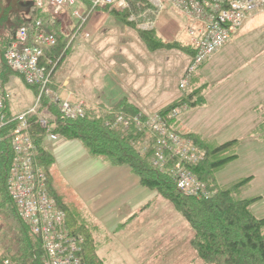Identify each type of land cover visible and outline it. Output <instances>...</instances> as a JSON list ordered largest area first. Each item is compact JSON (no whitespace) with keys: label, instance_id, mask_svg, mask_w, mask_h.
<instances>
[{"label":"trees","instance_id":"trees-1","mask_svg":"<svg viewBox=\"0 0 264 264\" xmlns=\"http://www.w3.org/2000/svg\"><path fill=\"white\" fill-rule=\"evenodd\" d=\"M135 1L141 0H129L130 3ZM86 7L85 16L88 17L92 11L88 4ZM40 16L43 17L42 30L54 35L57 40L54 47L45 51L41 60V64L50 72L51 81L56 83L57 70L65 53L66 42L59 40L56 32H53L56 26L50 27L49 16L47 14ZM120 21L129 24L125 17ZM135 33L151 54L164 50L187 54L191 60L194 57V50L190 45L175 40L166 41L155 30ZM47 60L51 62L49 65L46 63ZM1 73L2 85L7 91L6 76L9 72L3 68ZM26 86L32 91L36 89L34 86ZM204 86L195 89L193 87L189 95L177 97L157 113L169 128L190 140L197 152L202 155L201 160L194 165H188L187 168L204 186L207 196H187L180 192L171 174L173 163L167 164L163 169L154 166L155 140L149 134L139 130L134 124L127 129L113 126L116 119L114 112L118 110L129 113L128 115L133 118L143 121L147 119L138 106L126 97L115 102L112 107H105L109 109L108 113L87 107L84 117L73 120L62 119L57 107L54 109L55 107L51 105L49 108L56 117V126L50 132L41 130L35 119H31V131L39 152V164L46 176L47 190L64 212L69 232L82 238V258L85 264H104L97 255V237L103 230L84 209L67 201L54 189L51 174L54 158L47 146L50 135L56 137L53 140L79 141L91 158L99 159L107 165L128 167L139 179L141 186L156 192L186 221L192 230L190 246L203 264H264V217L259 218L250 210V206L257 199L243 198L252 177L222 185L216 176L237 159L239 141L231 140L217 145L203 140L195 133L176 129L175 114L172 113L184 105L202 104ZM6 114L10 116L8 110ZM11 127L12 125L9 129ZM1 152L0 264L6 261L9 264H43L41 243L20 217L8 193L7 170L11 157L8 139L3 144Z\"/></svg>","mask_w":264,"mask_h":264},{"label":"built area","instance_id":"built-area-1","mask_svg":"<svg viewBox=\"0 0 264 264\" xmlns=\"http://www.w3.org/2000/svg\"><path fill=\"white\" fill-rule=\"evenodd\" d=\"M37 14H47L50 24L61 17L64 11L73 7L83 12L72 11L74 18L81 20L90 10H118L128 8L127 0H29ZM168 7L180 15L185 23L188 42L194 50V57L187 67L180 89L190 90V83L197 70L216 52L225 47L238 33L244 23L256 13L264 12V0H149V7L143 16H154V21L142 25L154 26L160 14ZM42 18H35L30 24L22 25L4 54V65L17 74L39 93L34 96L32 107L12 115L6 114L10 95L1 81L0 62V155L8 139L11 152L7 170L8 193L31 233L41 243L43 264H85L82 258V238L69 232L64 212L47 190V180L39 164V152L31 131V119H35L41 130L55 129L56 117L50 113L48 101L54 103L62 119L73 120L86 114L87 104L82 98L62 99L52 90L50 72L41 64L44 50L56 45V37L42 30ZM49 64V62H48ZM113 126L125 129L134 124L154 140L153 164L163 169L173 163L171 174L176 188L187 196H207L204 186L188 170L202 159L189 140L176 134L159 115L146 120L133 118L128 114H116ZM12 127L9 129V127ZM51 139L54 136H49ZM3 264H9L7 261Z\"/></svg>","mask_w":264,"mask_h":264},{"label":"rangeland","instance_id":"rangeland-1","mask_svg":"<svg viewBox=\"0 0 264 264\" xmlns=\"http://www.w3.org/2000/svg\"><path fill=\"white\" fill-rule=\"evenodd\" d=\"M5 2L6 4H11L9 0H5ZM127 2L128 8L122 11L95 9L92 10V13L88 17L85 16L84 13L81 20L74 18L72 11L78 10L82 13L83 8L73 7L70 9V12L64 11L61 17L55 20L57 21L55 24H49L50 27L56 26L53 29V32H56L59 40L66 42L65 53L57 70L56 83L52 82L53 85L50 88V90H52V92H54L57 96L62 99L72 100H75L77 97L82 98L88 108L108 113L109 109L107 110L105 107H112L115 102L122 99V97H109L106 93V87L104 85L105 79L102 77L105 74L103 70L106 68L107 64L114 61L111 59V55H108V53L112 51V48L117 49V46L127 43L125 40L128 39L123 36L129 37V35L135 31L148 32L151 30H155L158 34L163 35L164 33L162 29L166 28L167 30L165 32L170 31L172 33H176V39H166V41L175 40L185 45H189L188 36L185 32V23L182 22V20L180 22V15L174 14L167 7L160 14L154 26L144 28L142 27L144 23L154 21V16L152 14H149V16H143L144 11L149 7V0H141L139 2L135 1L133 3H130L129 0H127ZM14 10L16 11L13 12V17L15 16L14 18L17 19V28H20L24 24H30L35 18L40 16V14H37L33 7H30L29 0H20L14 7ZM257 14L258 17L252 20L253 22L245 24L241 30V32L244 31L241 38L234 35L227 44L228 46H231V56L227 57L225 55L226 51L222 54L224 48L216 52L197 70L192 78V82L190 83V90L187 92L180 89V81L192 61L190 56L177 51H158L162 54L160 65L163 69L166 68H164V66L167 64L164 57L171 56L173 60L171 70L165 69L166 71L164 70L162 76V80H165L168 82V86H171L169 87L171 91L170 95H165L155 103L147 102L145 104L135 105L138 106L146 117L155 116L158 115L157 112L159 109L171 103L177 97L189 95L193 90V87L195 89L205 85L204 101L202 104H198L197 106L184 105L177 108V110L172 113L175 114L174 116L176 119L177 130L186 133H195L201 137V135L198 134L194 128H197L201 122H204V114H202V112L205 113V110L203 109L206 108V95L209 93L208 89L211 82L218 80V78L224 76L225 73L230 71H237L234 76H232L235 79L241 80L246 78L247 75L245 74L250 73L252 75L250 78L256 79L259 82L264 80V12H259L255 15ZM124 17L129 24H124L120 21ZM9 31L10 30L5 31L0 35L1 72L3 68H6L3 61L4 54L12 41V39L9 38ZM49 50L50 48L45 49L44 53ZM118 59H120V57ZM48 62L49 64L51 63L47 60V65H49ZM173 66H176L177 69L173 70ZM6 69L9 72L6 76V88L10 95L9 102L7 103V110L10 115H12L32 107L34 95H37L39 90L33 89L32 91L30 87H27L23 83L17 74H14L8 68ZM255 72H257L256 76H254ZM81 77L82 82H80ZM207 79H209L210 82L207 81ZM47 104L49 107L52 105L55 107L54 109H56V105L54 103L48 101ZM49 111L53 114L50 108ZM122 113L129 114L121 110L114 112V114ZM214 121L216 122V119ZM192 128L193 130H191ZM50 139L51 138L49 137V140ZM202 139L205 140L204 138ZM51 174L53 176L54 189L58 193L62 194L67 201L73 203L77 207H80L81 204L77 195L65 182L64 178L59 175L55 165L51 169ZM216 176L219 182V176H221L219 175V172ZM220 184L224 185L223 182ZM228 184L230 183H227L226 185ZM162 200L165 204L162 206V210L159 212L158 216L154 217V222L148 224L149 227L147 225H143V228H145L144 233L140 236L142 233L140 231V233L136 236H138L137 241H139V243H146L148 237L153 234L152 229H156L157 226L162 225V228H167L168 232L167 234H164L165 239L159 240L155 238V240L149 241L148 245L142 247L135 243V239L128 240L126 238V247H128L127 251L130 257L126 256L127 262L125 264H135V262L137 264L139 259L145 260V258L149 257V255H147L149 250L154 253V255H150L153 257L152 264H203L190 246V239L192 237L191 228L166 200ZM261 206H264V202L261 203ZM154 211L155 209H153V212ZM146 218L148 220L151 219L152 213H147ZM175 222H177L176 225ZM138 224L142 223L138 222ZM167 225H170V227H167ZM122 232V230L118 232L119 235L116 236V242H114V247H112L113 249H117L116 254L126 252V247L123 248L122 246L123 239L122 242L119 240V238L124 236V233ZM119 245L120 249L118 250ZM108 251L109 247H103L100 249L99 255L104 257L102 253L107 254Z\"/></svg>","mask_w":264,"mask_h":264},{"label":"crops","instance_id":"crops-1","mask_svg":"<svg viewBox=\"0 0 264 264\" xmlns=\"http://www.w3.org/2000/svg\"><path fill=\"white\" fill-rule=\"evenodd\" d=\"M257 17L258 14L249 18L243 27ZM243 27L235 34L236 37L241 38L244 34V31L241 32ZM162 30L164 36L159 35L164 40L176 39L175 32H165L166 28ZM123 37L128 39H124L127 45L121 44L117 49L112 48L108 55H111L114 63L110 62L103 70L105 74L102 77L105 79L104 85L109 97H126L130 102L138 105L155 103L165 95L169 96L171 86L162 80V76L165 69L172 68L171 56L164 57L167 64L163 69L160 65L162 54L159 52L149 54L135 32L129 37ZM230 47V45L223 47L222 54L226 51L225 55L230 57L232 51ZM174 69L177 67L173 66ZM236 72L225 73L224 76L210 83L209 93L206 95V108L203 109L205 113L202 112L204 122H201L198 129H194L202 138L217 145L231 140L239 141L237 159L219 173L221 175L219 182L226 185L252 177L243 198L257 199L250 206V210L255 216L263 218L264 206H261V203L264 202V80L259 82L252 79L250 73L245 74L246 78L235 79L232 76ZM256 75L257 72L254 76ZM207 81L210 82L209 79ZM259 132L261 135L258 136ZM47 146L52 152L59 175L77 195L81 204L79 208L84 209L103 230L97 237V255L104 264L127 262L126 256L130 257V255L126 247V238L135 239V243L142 247L155 238L165 239L167 228H162L161 225L152 229L153 234L148 237L146 243L137 241L136 235L141 231L140 236H142L145 231L143 225L149 227L148 224L154 222V217L158 216L165 202L156 192L141 186L139 179L128 167H114L99 159L91 158L82 144L76 140L51 139L47 141ZM149 212L152 213V218L148 220L146 214ZM120 230L123 231L124 236L119 240L122 242L123 239L122 246L126 247V252L116 254L117 249L112 247ZM103 247H109V251L107 254L102 253L104 257H101L99 252ZM151 254L154 255L149 250L147 253L149 257L145 260L139 259L137 264H152Z\"/></svg>","mask_w":264,"mask_h":264},{"label":"flooded vegetation","instance_id":"flooded-vegetation-1","mask_svg":"<svg viewBox=\"0 0 264 264\" xmlns=\"http://www.w3.org/2000/svg\"><path fill=\"white\" fill-rule=\"evenodd\" d=\"M11 4H6L5 0L0 2V35L5 31H9V38L14 39L19 28L16 27L17 19L13 17L15 12ZM13 28V29H12ZM12 33V34H10Z\"/></svg>","mask_w":264,"mask_h":264},{"label":"water","instance_id":"water-1","mask_svg":"<svg viewBox=\"0 0 264 264\" xmlns=\"http://www.w3.org/2000/svg\"><path fill=\"white\" fill-rule=\"evenodd\" d=\"M2 0H0V2H1ZM10 1V3L12 4V6L13 7H15L16 6V4H18V2L20 1V0H9ZM29 4H30V7H33V4L29 1Z\"/></svg>","mask_w":264,"mask_h":264}]
</instances>
